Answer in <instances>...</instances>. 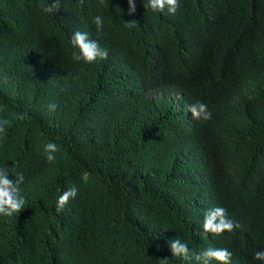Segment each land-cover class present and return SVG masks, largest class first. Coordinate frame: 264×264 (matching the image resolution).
<instances>
[{"label":"trees","instance_id":"16d2710c","mask_svg":"<svg viewBox=\"0 0 264 264\" xmlns=\"http://www.w3.org/2000/svg\"><path fill=\"white\" fill-rule=\"evenodd\" d=\"M51 2L0 0V167L24 174L26 201L0 215V264H202L173 239L264 264V0H180L174 15L134 0L131 16L128 0ZM97 15L107 59L73 60ZM197 101L212 119L192 117ZM216 206L241 227L206 233Z\"/></svg>","mask_w":264,"mask_h":264},{"label":"clouds","instance_id":"9594fccd","mask_svg":"<svg viewBox=\"0 0 264 264\" xmlns=\"http://www.w3.org/2000/svg\"><path fill=\"white\" fill-rule=\"evenodd\" d=\"M102 2V0H101ZM61 0H52L49 4H41L40 7L45 13L53 14L61 8ZM127 15L131 16L136 11L134 0H128ZM145 6V5H144ZM180 0H148L147 7H150L153 12L163 13L165 9L171 15L177 12L180 8ZM93 23L97 29V38L91 39L89 33L76 31L71 37V43L79 49V52L72 53V59L75 61L83 60L86 63H92L97 59L105 60L108 57V51L101 48L99 44V33L103 29L104 21L100 15L93 18ZM138 22L135 19L126 20L125 27H137ZM55 105H51V109H55ZM192 117L196 120L207 121L212 119V112L208 109L207 104L197 101L188 105ZM17 119H24V115H18ZM10 124L8 119H0V133L6 132V127ZM58 146L49 142L45 145L46 160L54 162ZM11 174V175H10ZM25 183V176L22 172L16 170L14 165L0 167V215L11 217L14 213H20L25 208V198L21 194V185ZM78 189L73 186L62 191L56 201V211L60 212L70 199H74L78 194ZM203 230L206 233L221 235L224 232H232L241 225L229 218L227 210L224 207L216 206L205 212ZM170 248L174 256L182 257L186 260L195 259L202 261V264H210L215 260L219 264H231L233 253L227 248L209 247L200 252L190 250L187 243L181 242L179 239H173L170 242ZM254 259L264 261V249L257 250L254 253ZM161 264H168L167 257L161 259Z\"/></svg>","mask_w":264,"mask_h":264}]
</instances>
